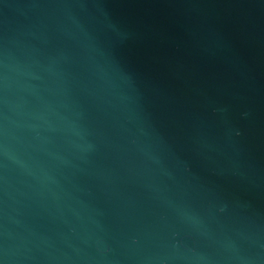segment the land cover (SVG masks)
<instances>
[{
    "label": "water",
    "instance_id": "water-1",
    "mask_svg": "<svg viewBox=\"0 0 264 264\" xmlns=\"http://www.w3.org/2000/svg\"><path fill=\"white\" fill-rule=\"evenodd\" d=\"M0 264H264V0H0Z\"/></svg>",
    "mask_w": 264,
    "mask_h": 264
}]
</instances>
